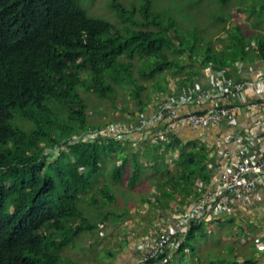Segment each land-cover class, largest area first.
<instances>
[{
	"label": "trees",
	"instance_id": "16d2710c",
	"mask_svg": "<svg viewBox=\"0 0 264 264\" xmlns=\"http://www.w3.org/2000/svg\"><path fill=\"white\" fill-rule=\"evenodd\" d=\"M81 1L0 0V264H76L65 257L68 248L85 236L97 233L103 238L108 221L118 215L108 207L119 202L111 186L99 181L109 159L115 161L114 183L122 181L133 162L131 184L147 164L170 186L158 187L163 199L146 200L156 210L142 223L149 235L167 211L180 212L197 200L191 187L195 177L207 170L205 149L188 150L197 149L199 142L180 147L176 138L168 139L170 151L179 153L174 163L177 170L157 162L159 156H152L156 151L150 146L142 163L121 140L69 144L76 135L111 124L90 123L86 96L114 103L119 88L131 87L130 105L137 106L129 115L138 117L165 91L163 75L187 71L194 58L203 70L209 64L228 66L225 60L200 54L205 47L196 30L186 34L174 20L159 19L149 4L141 10L135 4L128 9L120 0H112L110 9L123 21L128 15L140 16L133 28L122 31L90 16ZM136 61L143 83L133 76ZM191 70L189 77L181 78L184 83L194 78L195 70ZM131 120L119 121L129 124ZM91 208L99 218L87 212ZM119 214L132 217L126 210ZM206 224L192 226L179 256L169 264H191L190 257L196 254L193 241L198 235L204 237ZM130 232L124 231L121 253L134 242ZM119 255L120 250L108 251L102 264L134 261L119 263ZM241 258L224 257L221 262L240 264ZM242 263L250 264V260Z\"/></svg>",
	"mask_w": 264,
	"mask_h": 264
},
{
	"label": "crops",
	"instance_id": "0c3cea01",
	"mask_svg": "<svg viewBox=\"0 0 264 264\" xmlns=\"http://www.w3.org/2000/svg\"><path fill=\"white\" fill-rule=\"evenodd\" d=\"M215 11V17L223 25L217 24L215 17L210 15ZM197 13L201 17L199 21L205 19L200 24L204 32L209 33L216 29V32L213 31L207 38L199 36L195 32L198 36V41L205 47L200 54H204V52L208 53L219 62L225 60L228 66L220 68L209 64L203 70L198 67L194 58L193 62L186 67L187 71L179 72L177 76L174 72L163 75L161 80L166 84V89L161 93V97L157 101L152 100L150 102V105L146 107V112L143 115L147 120H156L160 116L163 108L162 105L167 101L180 103L179 112L182 114H206L218 107L239 108L236 123H234L232 118H227L217 126L212 125L205 128L183 127L179 131L175 140L180 142V147L199 142L202 145L197 146V149L189 147V153L198 152L203 148L205 149V155L207 157L208 164L207 166L204 165L207 168L205 174L197 175L191 187V193L193 191L195 193L194 197H200L210 183L223 178L233 171V166L236 165L235 163L243 158L244 148L249 137L259 129L257 124L262 120L264 121V98L250 89L245 91L243 96L234 95L226 98L218 96L211 101H192L189 99L186 103H182L185 95L190 96L188 89L192 87L194 88L193 90L211 91L217 95L215 82L220 74H228L230 77L237 79V81L249 82L255 81L259 73L264 71V0H198ZM237 31L240 33V36L236 35L235 32ZM230 32L232 33L229 35L228 33ZM191 67L195 70L194 78L184 83L181 78L189 77V74L192 73ZM252 104H260V106L251 109L250 105ZM131 118L132 120L129 121V124L135 133L125 140V143L127 142L125 144L126 147L130 148L129 151H133V153L139 155L140 161L145 163L146 154L149 155V152L146 153V151L150 146L151 149L156 151L153 152L152 156H159V161L157 162L161 163L164 161L169 169L177 170L178 167L176 168L174 163L178 162L179 153H172L170 151L169 143L171 141L169 142L168 139L171 136L166 138V123L164 121H154L152 126L146 127V131L142 132L138 128L139 120L137 115ZM256 137L257 139L252 140V144L253 150L258 151L264 145V134L262 135L259 132ZM228 138L231 139L229 143L226 142ZM227 154H233L234 156H227ZM114 164L115 161L113 160V168ZM146 166L147 164L143 166V171L136 178L135 183L140 182L141 185H146V180H153L151 183L153 185L155 184L154 187L156 189L155 191L153 190L154 187L151 189L150 182H148L149 190L147 194L149 197L140 199L144 203L142 205L143 208H135L134 206L126 207L128 209L126 211L132 217H135L139 210H142V214L146 216L156 211L146 200L155 201V198L158 196L162 198L156 186L158 182L162 186H165V188L170 187L165 185L163 177L160 179L157 173L148 170ZM129 167L131 170H135L133 162L131 166L128 165ZM151 167L154 168L155 165L151 164ZM158 172L161 174L159 170ZM143 175L146 176L143 177ZM152 176H155V180L152 179ZM169 191L172 194L174 193L171 189ZM256 195L260 197L258 202L254 200L238 202L225 207L222 213L214 214L211 221L206 224L205 232H202L205 235L202 238L200 237V240H204L208 236L207 234H209L208 231L210 232L212 228H218V231H222L223 225H235L236 231H232L229 234L227 238L228 242L232 243L233 240L241 242L240 246L246 252L250 251V257L248 258L250 264H264V189L258 188ZM190 199L192 198L189 197L188 201ZM147 227L144 224L133 225L131 232H133L135 238L133 239L134 242H132V248L130 249L128 246L129 250L125 253H121L123 248L122 250L120 247L116 249L117 251L120 250V255L117 258L119 263H127L138 256L139 248L146 243L145 239L148 235L146 231L148 229ZM131 232L129 236H131ZM200 244L199 251L204 252V243L200 242ZM195 249L197 250L196 247ZM245 260L246 258H243V261ZM243 261L241 260L240 264H243ZM201 262L202 260L200 258H197L196 262V260L190 257L191 264H200ZM209 263L215 264V261H210Z\"/></svg>",
	"mask_w": 264,
	"mask_h": 264
},
{
	"label": "built area",
	"instance_id": "2783aa9c",
	"mask_svg": "<svg viewBox=\"0 0 264 264\" xmlns=\"http://www.w3.org/2000/svg\"><path fill=\"white\" fill-rule=\"evenodd\" d=\"M215 86L217 95L211 91L189 88L190 96L185 95L182 103H186L189 99L192 101H211L218 96L223 98L234 95L243 96L248 89L264 98V71L259 73L255 81L249 82L237 81L228 74H220ZM179 105L180 103L173 101L165 102L162 105L160 116L156 120H147L143 115L138 116L139 130L144 132L146 127L152 126L154 121H164L167 130L166 138L168 136L176 138L183 127L217 126L227 118H232L236 123L239 113L238 107H218L206 114H182L179 112ZM258 106L260 104H252L250 108L255 109ZM257 126L259 129L249 137L244 148L243 158L235 163L233 171L210 183L203 194L183 211L164 216L161 219V224L151 232V235L146 236V243L139 248L138 256L129 264H169V261L179 256L185 237L194 224L210 222L214 214L222 213L228 205L249 200L256 202L260 200L256 192L258 188L264 189V145L260 150L255 151L252 140L257 139L256 136L259 132L264 134V121L259 122ZM134 133L135 131L130 126L115 125L76 135L70 139L69 144L92 143L101 138L123 141ZM230 141L231 139L228 138L226 142L229 143ZM229 155L234 156L227 154V156ZM178 261L183 262L179 258Z\"/></svg>",
	"mask_w": 264,
	"mask_h": 264
},
{
	"label": "rangeland",
	"instance_id": "374dc122",
	"mask_svg": "<svg viewBox=\"0 0 264 264\" xmlns=\"http://www.w3.org/2000/svg\"><path fill=\"white\" fill-rule=\"evenodd\" d=\"M123 2L128 9H131L133 5L139 6V10H141L144 5H150V8L153 12H155L159 19L164 21L174 20L176 25L178 26L179 30H183L186 34L196 30L197 35L202 37H209L213 31L206 33L201 28L200 24L203 21H199L201 17L197 13V3L195 0H120ZM112 0H82L81 4L87 10L90 16L106 20L113 25L120 28L122 31H127L129 28H133L134 24L138 23V19L140 16L133 17L131 15L126 16V21L120 19L117 16V13L110 9V3ZM116 13V14H115ZM222 13V12H220ZM210 15L213 17L216 16V11L212 12ZM219 15V12H218ZM221 16V14H220ZM217 24L223 23L217 20L215 17ZM216 32V31H215ZM232 32L228 33L229 35ZM236 35L240 36V33L237 31L235 32ZM140 68V62L136 61V66L133 70V76L139 83H143L139 81L138 77V69ZM150 84V83H149ZM120 93L116 95L115 102H104L98 100L94 95L86 96L88 100V104L90 107V123L91 124H103L104 123H111L109 126H129L126 123L120 122L119 120L130 119L132 116V108L137 106L131 103V87H121ZM150 93V91H149ZM144 98H146L147 92L144 91ZM127 103L129 106L127 107ZM133 103V102H132ZM129 107L131 109H129ZM126 109V110H123ZM134 116V115H133ZM127 143V142H126ZM126 147V146H125ZM127 151L130 148H125ZM112 168H113V160H110L103 171V176L100 178V185L108 184L111 186L113 192L119 199L118 205L113 207H108V210L114 208L117 212V217L111 218L107 226L102 231L103 238H99L98 234L96 236H85L79 241L75 243V245L71 248H68L65 251V257L67 259L72 260L76 264H102L103 259L106 257L108 251L114 252L117 248H119L124 235V231H131L133 230V225L138 224L141 225L142 223L148 222V218L150 215L142 214V210L136 214L135 217H129L126 215H120L119 212L122 213V210H128L126 207L134 206L135 208H143V204L141 202V198H147L149 195L147 191L149 187L147 184L150 182L151 189L155 186L151 182L153 180H146V185L140 184V182L131 184L130 177H134V171L131 168H127L126 174L123 177L121 182H115L112 180ZM146 175H143V177ZM138 178V177H137ZM144 179V178H143ZM152 179L155 180V176H152ZM161 186V183L158 182L156 184L157 188ZM141 186V187H140ZM155 187L153 190L155 191ZM139 190V192H137ZM89 210V209H86ZM137 210V209H132ZM105 211V210H103ZM131 211V210H130ZM183 211V209H182ZM91 213L96 218H99L95 213L94 209H90L87 211ZM222 231H218V228H212L209 234L204 238V240L195 239L193 241L195 247L197 248L196 254L191 255V257L196 260L200 258L202 262L200 264H213L209 263L210 261H215V264H223L221 259L224 257H229L230 259H234L237 255L242 256L243 258L248 259L250 257V251L246 252L242 246H240L239 241L233 240L232 243L228 242L229 234L232 231H236L235 225H223ZM220 230V229H219ZM201 243H204L205 251H199ZM226 264V263H224Z\"/></svg>",
	"mask_w": 264,
	"mask_h": 264
},
{
	"label": "clouds",
	"instance_id": "9594fccd",
	"mask_svg": "<svg viewBox=\"0 0 264 264\" xmlns=\"http://www.w3.org/2000/svg\"><path fill=\"white\" fill-rule=\"evenodd\" d=\"M128 125L131 126L130 124H128ZM104 139H106V138H101V140H104ZM127 139H128V138H127ZM127 139H125V140H127ZM125 140H123L122 142H125ZM198 198H199V197H198ZM198 198H197V199H198ZM195 201H196V200H195ZM195 201H193L192 203H194ZM192 203H191V204H192ZM186 207H187V206L182 207V208H181V211H182V209L184 210V208H186ZM181 211H180V212H181ZM167 212H169V213H174V212H170V211H167ZM169 213H166V214L168 215ZM175 213H178V212H175ZM132 245H133V244H132ZM132 245H131L130 249L132 248ZM138 254H139V253H138Z\"/></svg>",
	"mask_w": 264,
	"mask_h": 264
}]
</instances>
